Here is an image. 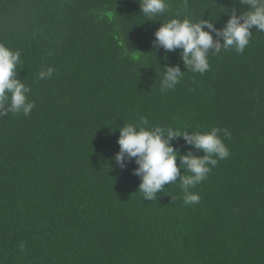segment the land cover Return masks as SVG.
Returning a JSON list of instances; mask_svg holds the SVG:
<instances>
[{
  "label": "trees",
  "instance_id": "16d2710c",
  "mask_svg": "<svg viewBox=\"0 0 264 264\" xmlns=\"http://www.w3.org/2000/svg\"><path fill=\"white\" fill-rule=\"evenodd\" d=\"M178 3L153 22L138 0H0V43L20 51L35 103L27 117L0 116V264H264V31L191 72L181 49L153 46L161 21L183 19ZM233 10L247 8L188 0L187 15L222 29ZM166 65L185 72L162 93ZM42 66L51 79L37 80ZM142 116L230 131V156L192 189L200 203L184 205L179 178L144 200L135 158L116 165L118 127Z\"/></svg>",
  "mask_w": 264,
  "mask_h": 264
},
{
  "label": "clouds",
  "instance_id": "9594fccd",
  "mask_svg": "<svg viewBox=\"0 0 264 264\" xmlns=\"http://www.w3.org/2000/svg\"><path fill=\"white\" fill-rule=\"evenodd\" d=\"M138 2L147 21H160L157 17L163 16L170 8L169 0ZM238 2L246 6L247 11L239 14L234 10L230 14L226 12L225 14H229L226 25L222 29H216L210 20L200 19L193 22L187 15L188 0H179L178 7L185 13L183 19L179 18L178 11L175 18L161 21V26L154 33V48L162 47L166 52L181 49L180 57L185 69L201 75L210 68L209 54L216 55L222 50L231 49L242 55L249 45L253 27L257 32L264 31V0ZM212 32L222 37V42L220 39L214 40ZM21 63L19 50L13 51L0 43V116L11 113L13 116L23 114L27 117L35 107L34 101L28 99L30 86L18 78L17 66ZM162 72L160 91L163 93L174 89L185 71H181L179 66L166 65ZM53 74V67L42 66L37 80L51 79ZM118 130L119 151L113 159L123 169L127 162L135 158L137 167L133 169V174L141 180L138 191L142 193L144 200H156L166 184H172L179 178L184 205L200 203L199 193L192 189L207 179L219 161L230 156V150L223 138L230 139L231 133L220 127H212L204 132L192 129L190 133L188 129L180 130L172 126H151L148 118L142 116L138 123L124 124ZM176 137H183L187 144L193 145L204 154L197 156L192 151L181 154L171 143ZM181 169H184L183 174Z\"/></svg>",
  "mask_w": 264,
  "mask_h": 264
}]
</instances>
